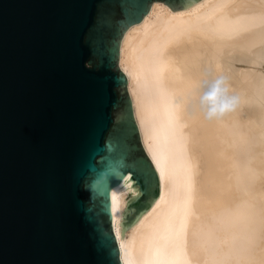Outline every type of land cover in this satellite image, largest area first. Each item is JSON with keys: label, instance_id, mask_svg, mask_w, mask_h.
Listing matches in <instances>:
<instances>
[{"label": "water", "instance_id": "water-1", "mask_svg": "<svg viewBox=\"0 0 264 264\" xmlns=\"http://www.w3.org/2000/svg\"><path fill=\"white\" fill-rule=\"evenodd\" d=\"M153 1L199 0H0V264H122L110 189L139 190L123 239L160 187L118 65ZM225 63L264 71V53Z\"/></svg>", "mask_w": 264, "mask_h": 264}, {"label": "bare ground", "instance_id": "bare-ground-1", "mask_svg": "<svg viewBox=\"0 0 264 264\" xmlns=\"http://www.w3.org/2000/svg\"><path fill=\"white\" fill-rule=\"evenodd\" d=\"M235 51L264 53V0L153 1L125 31L118 65L160 187L123 239L139 190L130 174L110 189L122 264H264V71L229 69ZM209 66L242 98L213 120L183 102Z\"/></svg>", "mask_w": 264, "mask_h": 264}, {"label": "clouds", "instance_id": "clouds-1", "mask_svg": "<svg viewBox=\"0 0 264 264\" xmlns=\"http://www.w3.org/2000/svg\"><path fill=\"white\" fill-rule=\"evenodd\" d=\"M201 76L194 93L183 101L193 111L201 112L207 120H213L234 112L240 106L242 98L231 89L227 75H217L209 66Z\"/></svg>", "mask_w": 264, "mask_h": 264}]
</instances>
